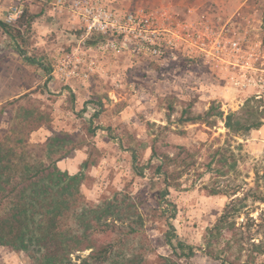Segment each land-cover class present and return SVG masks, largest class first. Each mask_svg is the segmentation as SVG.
Returning a JSON list of instances; mask_svg holds the SVG:
<instances>
[{
  "label": "rangeland",
  "instance_id": "1",
  "mask_svg": "<svg viewBox=\"0 0 264 264\" xmlns=\"http://www.w3.org/2000/svg\"><path fill=\"white\" fill-rule=\"evenodd\" d=\"M102 1L120 10L154 11L173 27L179 22L183 40L161 60L91 51L89 79L61 81L43 67L51 72L76 46L72 23L66 13L34 3L29 10L37 18L17 45L0 30V129L27 117L42 125L32 144L67 135L68 145L80 146L57 166L83 175L81 205L70 224L77 233L88 226L91 241L113 247L106 264H221L198 253L183 258L172 245L204 247L205 231L229 206L230 230L216 247L235 236L231 260L264 264V252L253 251H264V0ZM15 46L43 67L29 64ZM247 100L260 105L263 124L245 136H229L220 118L214 127L184 121L211 105L225 116ZM217 149L223 168L212 160ZM161 159L177 172V189L155 172L164 167ZM169 226L172 245L164 237ZM90 251L74 253L72 262ZM29 262L27 253L0 247V264Z\"/></svg>",
  "mask_w": 264,
  "mask_h": 264
},
{
  "label": "trees",
  "instance_id": "2",
  "mask_svg": "<svg viewBox=\"0 0 264 264\" xmlns=\"http://www.w3.org/2000/svg\"><path fill=\"white\" fill-rule=\"evenodd\" d=\"M36 18L37 16L27 8L16 28L0 24V30L17 45L23 35L31 32L32 23ZM94 44L95 41L88 42V45ZM15 48L17 53L25 56L20 47ZM24 60L29 64L43 67L40 61L31 57L25 56ZM43 68L44 73L48 74L49 68ZM98 104L93 101L94 106H99ZM262 115L260 105L247 100L237 112L224 116L218 107L211 105L202 115L191 117L187 114L184 121L200 120L203 124L214 127L215 119L220 118L227 134L233 138L245 136L250 131L259 129L263 124ZM41 126L40 123L29 121L26 117L22 122L0 129V247L27 253L30 259L28 264H77L72 262V255L91 249L87 257L81 259L78 264H106L113 247L97 246L91 241L88 231L86 232L88 226L82 233H77L70 224L77 216L73 214L81 205L78 187L83 175L68 174L57 166L60 160L68 157L71 150L80 146L68 145V140L71 142L72 140L67 135H54L41 143L32 144L31 136ZM183 150L182 148L181 151ZM220 150H216L214 156L216 160L214 158L212 160L223 168L226 160ZM155 155V151L152 150V156ZM132 157L135 158L134 155ZM162 164L164 167H156L155 172L163 177L167 187L177 189L178 185L175 182V179L179 178V176L176 178L177 172L168 171L164 159H161ZM210 164L211 162L207 165L209 170ZM220 170L217 169V172L220 173ZM209 193L216 195L220 192L211 190ZM163 195L164 193H161L160 196ZM229 208L230 206L226 207L218 221L205 231L204 247L183 242H177L174 247L171 243L174 237L171 225L164 236L165 240L173 249L180 250L181 256L186 259L198 253L209 259L221 260V264H240L227 255L231 251L233 244L231 242L235 236L225 243L223 249L219 250L216 247L221 242L223 231L230 230L226 217L231 214ZM101 217L103 215L95 217L96 223ZM254 247V252H264L260 246Z\"/></svg>",
  "mask_w": 264,
  "mask_h": 264
},
{
  "label": "built area",
  "instance_id": "3",
  "mask_svg": "<svg viewBox=\"0 0 264 264\" xmlns=\"http://www.w3.org/2000/svg\"><path fill=\"white\" fill-rule=\"evenodd\" d=\"M34 3H46L51 11L66 13L72 23L76 46L49 72L61 81L88 80L95 68L94 61L86 58L91 51L122 50L134 57L161 60L184 37L179 22L173 27L170 22L163 24L154 11L120 10L102 0H0V24L16 28ZM89 41H95V46L88 45Z\"/></svg>",
  "mask_w": 264,
  "mask_h": 264
}]
</instances>
